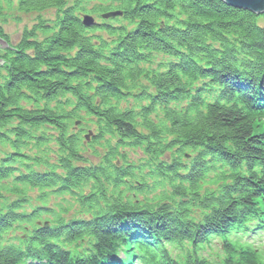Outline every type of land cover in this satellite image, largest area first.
Here are the masks:
<instances>
[{"label":"trees","instance_id":"16d2710c","mask_svg":"<svg viewBox=\"0 0 264 264\" xmlns=\"http://www.w3.org/2000/svg\"><path fill=\"white\" fill-rule=\"evenodd\" d=\"M70 1L19 0L21 12L58 10L57 27L1 55L0 144L15 142L0 160V264H98L115 246L177 264L172 251L197 255L216 235L224 264H262L230 235L252 231L233 227L264 198V16L222 0H97L112 25L87 29ZM158 185L168 190L150 199ZM30 189L90 218L24 213Z\"/></svg>","mask_w":264,"mask_h":264},{"label":"rangeland","instance_id":"374dc122","mask_svg":"<svg viewBox=\"0 0 264 264\" xmlns=\"http://www.w3.org/2000/svg\"><path fill=\"white\" fill-rule=\"evenodd\" d=\"M104 2L105 3L103 4H108V5L111 4L107 1H104ZM18 3H19V0H0V4L2 5V8L4 9L2 17H0V24L3 30V33L5 35V37L3 36L2 38H0V70L3 69L4 67L3 65L5 64V61H3L4 59H2L1 55L5 53L6 49L11 50L12 47L15 46L16 43L20 41V38L22 37L25 31L27 30L30 31L34 29L37 25L42 24V23H44L46 26H50L53 28L57 27L56 21L58 19V16H57L58 10L53 9V10H47V11H42V12L25 13L19 10ZM100 3L101 2L97 0H71L70 2H68V5L69 6L73 5V7L74 8L76 7L77 9H86L87 13L84 15V17L81 16V19H83L82 23L85 28L92 29V28H95L96 26L98 27L99 25L101 26L104 24L112 25L110 24L112 21L104 22L105 21L104 18L107 17L106 15L102 16L101 13L96 12V9L101 7ZM236 10H239V9H236ZM240 11H244V10H240ZM120 14L121 12H117L114 14H109L108 16L111 17L112 19H115L116 16H120ZM255 16L257 18H261L264 15H261V16L255 15ZM87 19L92 20L91 25L86 24ZM113 22L115 26H122V27H125L126 29L128 28L129 30H132V28H130L131 25L129 23H126L125 21L123 22L119 20L117 21L114 20ZM261 22H263V20L262 21L260 20V23ZM6 38H8L9 42L6 40ZM45 38L46 36L44 34H39V39L41 41H43ZM156 67H158V65H156ZM142 83L145 84L144 82ZM5 141L6 143H4V145L0 144V160L6 158V156L12 153L10 146H12L15 142V140H13L12 138H7ZM30 145H28L27 148H29ZM25 149L26 147H24L21 151L26 152L27 150ZM130 150L131 149L127 150V154L129 155L133 163L136 166H141L142 164L141 159L143 160V162L145 160V155L143 154V152L141 150H136V151H130ZM86 161L88 162L89 160L87 159ZM34 170L38 173L44 171L40 167L34 168ZM22 172L24 173V171ZM166 190H168L166 186L158 185L155 190L153 189L149 198L150 199L155 198L156 195L158 194L161 195L163 191H166ZM43 192L44 191L34 190V189H30L27 191L26 200L29 201V206H25L24 213L26 211H30L31 209H40V210L52 209L56 213H60L63 209H65L67 212L64 213L63 218L68 221L69 220H81V219H86L90 217L88 214L82 213V211L80 210V206L76 204L74 200H71L69 197H66V198L48 197L46 201H43V199L40 198ZM86 194H89V192L87 191ZM14 199L15 198H10L9 203L13 202ZM141 199L142 197H138V200L142 201ZM7 204L0 202V208H2L4 205H7ZM49 220L51 219L49 218ZM36 224L37 223H34L33 225H36ZM259 241L260 239H256V242L259 243Z\"/></svg>","mask_w":264,"mask_h":264},{"label":"water","instance_id":"95a60500","mask_svg":"<svg viewBox=\"0 0 264 264\" xmlns=\"http://www.w3.org/2000/svg\"><path fill=\"white\" fill-rule=\"evenodd\" d=\"M229 7L250 11L257 16L264 15V0H222ZM87 25L92 24V20H86Z\"/></svg>","mask_w":264,"mask_h":264},{"label":"bare ground","instance_id":"6f19581e","mask_svg":"<svg viewBox=\"0 0 264 264\" xmlns=\"http://www.w3.org/2000/svg\"><path fill=\"white\" fill-rule=\"evenodd\" d=\"M249 190H252V188H251L250 186H247V187H246V191L248 192ZM124 246H126V247H130L131 249L135 250L134 247H131V246H129V245H124ZM135 251H136V250H135ZM136 252H137V251H136ZM33 263H34L33 260H28L26 264H33ZM35 264H39V263L35 262Z\"/></svg>","mask_w":264,"mask_h":264}]
</instances>
